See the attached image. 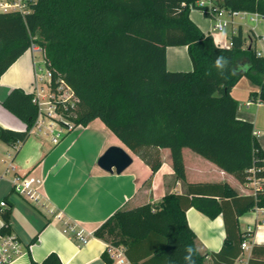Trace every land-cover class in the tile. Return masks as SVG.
<instances>
[{
    "label": "trees",
    "instance_id": "16d2710c",
    "mask_svg": "<svg viewBox=\"0 0 264 264\" xmlns=\"http://www.w3.org/2000/svg\"><path fill=\"white\" fill-rule=\"evenodd\" d=\"M197 1L35 0L24 15L0 13V77L35 45L51 74L50 86L62 80L78 100L74 123L101 120L153 173L161 164L160 149H168L175 177L184 180L181 151L187 148L240 183L264 180V152L253 125L236 117L237 102L230 95L245 77L259 89L249 94L250 100L264 103V59L246 45L241 28L231 35L228 49L216 46L189 18ZM216 3L264 17V0ZM180 46L186 47L192 69L168 71L166 48ZM1 106L24 130L0 127V141L23 143L39 115L33 96L15 88ZM205 186L214 194L196 195L201 186H189L186 195L168 194L158 206L118 210L93 236L122 247L129 264H203L186 222L187 209L210 219L224 215L215 197L239 202L236 215L264 208V183L254 196L242 198L228 184ZM10 211L11 204L0 210V237L11 235ZM225 228L212 264H233L241 243L252 235L237 232L236 220ZM36 241L37 234L27 249ZM101 259L112 264L106 251ZM30 264L61 263L50 254Z\"/></svg>",
    "mask_w": 264,
    "mask_h": 264
},
{
    "label": "crops",
    "instance_id": "0c3cea01",
    "mask_svg": "<svg viewBox=\"0 0 264 264\" xmlns=\"http://www.w3.org/2000/svg\"><path fill=\"white\" fill-rule=\"evenodd\" d=\"M189 18L204 35L211 36L216 46L225 49L229 48L231 35L241 28L246 45L253 46L264 59V17L241 14L222 33L214 32V21L198 9H191ZM34 56L27 50L0 77L2 129L24 130V124L2 108L1 102L15 88L26 94L35 92ZM41 64L38 68L43 70ZM166 68L171 72L192 69L186 47L166 48ZM258 90L242 77L230 95L237 102L236 117L253 125L254 135L264 152V103L253 102L249 97L251 92ZM49 124L45 121L40 127L34 126L23 143L0 141V202L11 204V235L20 250L7 264H30V260L41 263L50 254H55L61 264H106L101 256L108 243L94 237L93 232L116 211L146 204L158 206L168 194L186 195L189 186L200 185L194 192L200 195L214 194L215 190L205 185L228 184L236 196L242 198L254 196L264 183L259 179H255L259 180L256 184L254 179L240 183L187 148L181 151L184 180L175 177L168 149H160L161 164L153 173L99 119L86 126L76 125L63 133L56 144L51 138L59 125L51 124L49 129ZM110 147L121 148L131 158V164L119 174L114 169L106 171L98 165L99 158ZM23 176L43 181L39 204H31L13 192V179ZM215 198L224 215L220 213L210 219L193 207L185 212L188 227L196 237V249L204 256L203 264H212L211 255L221 250L226 237L225 224L230 225L235 220L237 232L252 231V235L244 240L246 248H242L241 243V253L233 264H263L264 208L254 207L236 215V210L241 208L239 202ZM67 226L81 231L85 241L80 242L74 233L66 231ZM36 234L37 241L27 249Z\"/></svg>",
    "mask_w": 264,
    "mask_h": 264
},
{
    "label": "built area",
    "instance_id": "2783aa9c",
    "mask_svg": "<svg viewBox=\"0 0 264 264\" xmlns=\"http://www.w3.org/2000/svg\"><path fill=\"white\" fill-rule=\"evenodd\" d=\"M34 2L35 0H0V13H20L24 15L31 11V4ZM195 6L204 15L214 21L212 29L218 33L224 32L235 17L245 14L244 12L230 11L222 8L217 5L216 0H200L195 3ZM230 46L231 44H229ZM29 50L32 53H41L40 48L35 45H32ZM257 56H260L258 52ZM38 70L41 74L39 73L35 76V92L31 94L33 96V103L39 108V115L35 126L40 127L45 121L50 123L48 125L49 129H51V124L59 125L51 138L52 143L56 144L63 133L72 130L76 126L74 119L76 118L75 109L78 100L62 80L55 81V87L53 88L50 86V72L45 68L43 70L38 68ZM38 82H41L45 89L38 86ZM42 117L48 119L43 120ZM258 181L254 179L253 183L256 184ZM42 182L40 178L29 176L15 177L12 181V190L31 204H39V190ZM7 207L6 202L2 200L0 208L5 209ZM66 231L74 233L80 242L85 241L82 232L76 231L74 226H67ZM246 247V243L243 242L242 248ZM19 252V245L12 235L0 237V264H7ZM106 252L112 260V264H128L122 247H114L108 244Z\"/></svg>",
    "mask_w": 264,
    "mask_h": 264
},
{
    "label": "water",
    "instance_id": "95a60500",
    "mask_svg": "<svg viewBox=\"0 0 264 264\" xmlns=\"http://www.w3.org/2000/svg\"><path fill=\"white\" fill-rule=\"evenodd\" d=\"M130 164L131 158L119 147L108 148L98 160V165L102 169L106 171L114 169L117 174L124 171Z\"/></svg>",
    "mask_w": 264,
    "mask_h": 264
},
{
    "label": "rangeland",
    "instance_id": "374dc122",
    "mask_svg": "<svg viewBox=\"0 0 264 264\" xmlns=\"http://www.w3.org/2000/svg\"><path fill=\"white\" fill-rule=\"evenodd\" d=\"M34 63H36L35 67H36V75L40 73V71L38 70V65L42 63V55L40 52H36L34 53ZM42 69H44V65L41 64L40 65ZM43 74V72H42ZM38 86L42 87V89H45L43 84L41 82H38ZM43 100V98H41ZM43 120H47L48 118L42 117Z\"/></svg>",
    "mask_w": 264,
    "mask_h": 264
}]
</instances>
